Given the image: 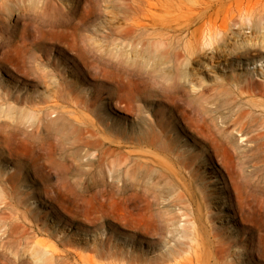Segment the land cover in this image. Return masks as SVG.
Masks as SVG:
<instances>
[{
    "label": "rangeland",
    "instance_id": "1",
    "mask_svg": "<svg viewBox=\"0 0 264 264\" xmlns=\"http://www.w3.org/2000/svg\"><path fill=\"white\" fill-rule=\"evenodd\" d=\"M148 2L0 0V264H264V0Z\"/></svg>",
    "mask_w": 264,
    "mask_h": 264
},
{
    "label": "bare ground",
    "instance_id": "2",
    "mask_svg": "<svg viewBox=\"0 0 264 264\" xmlns=\"http://www.w3.org/2000/svg\"><path fill=\"white\" fill-rule=\"evenodd\" d=\"M158 3L157 4H152V3H149V5L147 6V8H143L145 13L146 11L150 12L151 11V8L153 9V7L155 6H158V4L160 3V1L162 0H157ZM168 1V0H166ZM203 1V0H202ZM165 2V1H164ZM194 2V1H193ZM192 2V3H193ZM199 2V1H198ZM63 3V2H62ZM166 3V2H165ZM191 3V1L189 2ZM195 3V2H194ZM161 4V3H160ZM187 4V3H186ZM199 4H204V2H201ZM166 5H170V7L172 6L171 4H166ZM190 5V4H189ZM62 6H64L62 4ZM61 5H57L54 3V8H55V11L53 13H51V41L52 40H61V39H64L66 37H70L72 39H77L80 34H81V31L83 30L85 24L81 23V22H77L76 21V18H75V15H76V8H73V7H62ZM160 6V5H159ZM133 7V6H132ZM166 8H170L168 6H164ZM173 7V6H172ZM160 8V7H158ZM175 8V7H174ZM148 9V10H147ZM161 9V8H160ZM172 9V8H170ZM182 9V8H181ZM253 8L252 7H246L244 9H240L239 11H241L242 13H250L251 10ZM162 10H164V8L162 7ZM173 10V9H172ZM153 11V10H152ZM175 12V11H174ZM165 13V12H164ZM147 14V13H146ZM137 15V14H136ZM170 15V14H168ZM144 17V16H142ZM139 18V17H137ZM172 19V18H171ZM151 21V20H150ZM153 21V20H152ZM169 21V20H168ZM177 24V23H176ZM174 25L169 22H162V23H152L151 25H149L148 23H143L141 21H133V22H130V23H127L126 26L127 28L129 29H132L134 31H138V32H145V30H147V28L149 27H154L155 30H159L160 31V35L162 37H165L166 39H171V38H175V37H179V35L177 34L178 32H182L181 28L179 25ZM207 30V32H211L212 31V28L211 26H207L205 28ZM56 42V41H55ZM249 86H252V85H249ZM154 134V133H153ZM214 145V144H213ZM164 169V168H163ZM168 169V168H166ZM163 172V171H162ZM170 173V172H169ZM192 181L194 183H196L197 185H199L198 181L200 179L198 173L194 172L192 174ZM175 179V178H174ZM173 179V180H174ZM115 180V179H113ZM120 180V179H118ZM114 182V181H113ZM121 183V182H120ZM183 183V182H181ZM194 183H193V186H194ZM184 184V183H183ZM195 184V185H196ZM188 185V184H187ZM235 185V184H234ZM202 186V185H201ZM111 187V186H110ZM115 188L116 186H113L112 185V188ZM231 187V186H230ZM113 188V189H114ZM122 188V187H121ZM123 189V190H122ZM120 189V186H118L116 188V190L122 192L123 194V191H124V188ZM197 190V189H196ZM199 190V188H198ZM116 191V192H118ZM125 192V191H124ZM187 194V193H186ZM194 192H192L191 190V193L189 195H187V199L186 201L188 200V204L186 201H184L179 209L182 211L183 210V215L186 217H188V222L187 223H190V226L189 227H186L189 231V235L187 236L185 234L184 239L187 240V241H176L174 247L178 248V251L175 255H172L171 257H173L175 259V257H177V254H183V253H188L189 255L192 256V258H194L195 260L198 261L197 259V256H198V252H197V245H198V242L199 241H202L204 239H206L209 234L211 233L209 230H212V229H209L208 228V225L206 224V220L203 219V216H202V210L203 208H197L196 205L194 204ZM199 193H196V195H198ZM202 196V199L204 202L207 201L209 195L206 194V193H202L201 194ZM146 200V198H143ZM152 199V198H151ZM148 200V199H147ZM153 201V200H152ZM150 203V202H149ZM148 203V204H149ZM168 204V203H167ZM153 209V208H152ZM161 209V208H160ZM166 212L164 213L165 216L166 215H169V211L165 210ZM154 212H157V211H154ZM160 218V217H159ZM184 218V217H183ZM147 219V218H146ZM161 220V219H160ZM145 221V220H144ZM154 225H153V231H154V234L157 235V236H160L162 237L164 235V232L162 231L163 227L161 225V223H159V220L157 219V223H156V220L155 219H152ZM168 221V220H167ZM173 221H175L173 219ZM163 222V221H162ZM169 222V221H168ZM164 223V222H163ZM179 223V221H178ZM167 225V224H166ZM175 226V224H174ZM173 227V226H172ZM169 228V227H168ZM212 228V227H211ZM170 229V228H169ZM168 229V230H169ZM172 230V229H171ZM170 230V231H171ZM162 231V232H161ZM174 232V231H173ZM170 235V234H169ZM174 235V234H173ZM168 236V234H167ZM166 236V237H167ZM172 236V234L170 235ZM159 237V238H160ZM211 237V236H210ZM175 238V236L173 237ZM164 240L166 239L167 240V243H171V238L168 239L167 238H163ZM188 245H189V249L188 248ZM173 254V253H171Z\"/></svg>",
    "mask_w": 264,
    "mask_h": 264
}]
</instances>
